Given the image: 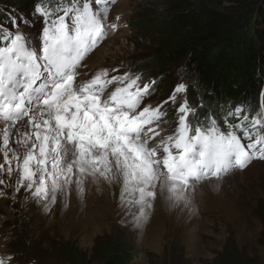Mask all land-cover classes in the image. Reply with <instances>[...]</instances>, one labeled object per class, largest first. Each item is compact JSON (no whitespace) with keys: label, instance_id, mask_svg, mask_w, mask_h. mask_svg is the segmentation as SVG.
Here are the masks:
<instances>
[{"label":"snow or ice","instance_id":"6c2138e0","mask_svg":"<svg viewBox=\"0 0 264 264\" xmlns=\"http://www.w3.org/2000/svg\"><path fill=\"white\" fill-rule=\"evenodd\" d=\"M115 3L37 0L28 17L10 12L7 25L0 21V197L11 187L15 200L23 189L25 203L51 211L58 196L83 199L89 179L118 182L124 222L139 228L157 199L195 213L197 186L215 190L233 171L264 160V105L193 108L181 82L153 106L155 80L113 74L118 67L78 80L83 62L120 26L119 16L108 21ZM37 19L38 35L29 31ZM165 105L176 113L167 135Z\"/></svg>","mask_w":264,"mask_h":264},{"label":"rangeland","instance_id":"374dc122","mask_svg":"<svg viewBox=\"0 0 264 264\" xmlns=\"http://www.w3.org/2000/svg\"><path fill=\"white\" fill-rule=\"evenodd\" d=\"M150 1L116 0L108 21L117 22L119 16L120 26L115 32L109 31L107 38L83 62L85 66L80 68L78 80H86L102 68H120V73L113 74L126 70L137 73L136 63L150 62L139 57V44L136 45L131 27L138 7ZM29 31L36 34L32 28ZM158 77L151 97L153 106L166 100L176 87L169 86L168 75ZM191 85H187L186 98L191 107L198 108L199 105L190 101ZM165 106L172 113L166 117L168 123L162 125L163 135L171 134L176 126L174 109ZM218 183L215 190L209 187V182L197 186L195 213L182 206L170 209L157 199L149 219L139 228L130 220L124 222L118 182L109 186L89 179L83 199L73 193L65 203L58 196L51 211L43 203H25L23 189L13 200L9 187L5 190L8 195L0 197V258L11 254L7 240L14 238L15 231L8 225H14L23 235L19 254L32 256L39 264H70L66 252L72 245L79 248L81 256H90L100 240L110 235L122 238L127 250H140L134 253L137 256L131 264H174L179 258L193 264H210L229 240H234L247 255L258 256L264 264V246L259 243L263 226L255 213L257 205L264 201V160H255L243 171L237 169Z\"/></svg>","mask_w":264,"mask_h":264},{"label":"trees","instance_id":"16d2710c","mask_svg":"<svg viewBox=\"0 0 264 264\" xmlns=\"http://www.w3.org/2000/svg\"><path fill=\"white\" fill-rule=\"evenodd\" d=\"M36 3L0 0V21L7 25L5 17L10 12L28 17ZM41 27L37 19L32 28L36 35ZM131 27L139 57L150 60L134 67L144 82L155 80L156 84L161 74L169 76L170 87L182 80L192 84L191 102H203L212 109L244 105L255 111L264 105V0H152L138 7ZM255 213L263 226L259 243L264 246V201ZM8 226L15 231L13 239L7 238L9 264H39L32 256L19 254L23 235L14 225ZM138 251L127 250L122 238L110 235L100 240L90 256H81L73 245L66 256L70 264H131ZM174 264L193 263L179 258ZM210 264L263 263L229 240Z\"/></svg>","mask_w":264,"mask_h":264},{"label":"bare ground","instance_id":"6f19581e","mask_svg":"<svg viewBox=\"0 0 264 264\" xmlns=\"http://www.w3.org/2000/svg\"><path fill=\"white\" fill-rule=\"evenodd\" d=\"M96 52H97V51H96ZM0 160H2V161H3V157H1V158H0Z\"/></svg>","mask_w":264,"mask_h":264}]
</instances>
